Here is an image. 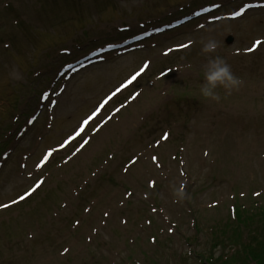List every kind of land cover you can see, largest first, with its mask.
<instances>
[{
  "label": "rangeland",
  "instance_id": "rangeland-1",
  "mask_svg": "<svg viewBox=\"0 0 264 264\" xmlns=\"http://www.w3.org/2000/svg\"><path fill=\"white\" fill-rule=\"evenodd\" d=\"M252 1L264 0H0V146L10 152L0 205L43 181L0 210V264H203L198 255L231 221L232 205L264 207V43L248 51L264 42V9L230 20ZM213 5L179 29H158ZM145 30L143 42L56 77L62 64ZM208 39L219 46L205 55ZM214 56L243 81L230 95L217 89L219 102L199 95ZM117 88L81 132L88 144L58 149ZM45 150L53 154L37 168Z\"/></svg>",
  "mask_w": 264,
  "mask_h": 264
},
{
  "label": "trees",
  "instance_id": "trees-1",
  "mask_svg": "<svg viewBox=\"0 0 264 264\" xmlns=\"http://www.w3.org/2000/svg\"><path fill=\"white\" fill-rule=\"evenodd\" d=\"M230 216L231 221L219 227L220 232L214 234L215 243L210 247V251L198 255L201 262L203 261V264H264V207L253 211L234 206ZM243 228L246 230L245 233ZM219 246L222 250L215 255V249Z\"/></svg>",
  "mask_w": 264,
  "mask_h": 264
},
{
  "label": "clouds",
  "instance_id": "clouds-1",
  "mask_svg": "<svg viewBox=\"0 0 264 264\" xmlns=\"http://www.w3.org/2000/svg\"><path fill=\"white\" fill-rule=\"evenodd\" d=\"M201 52L205 55L213 53L219 46V42L215 39L201 41ZM243 81L236 76L230 65L223 57H210L203 71V82L199 86V95L205 100L219 102L221 99L217 89H223L226 95H230L233 91L238 90ZM178 199H183L185 193L175 190Z\"/></svg>",
  "mask_w": 264,
  "mask_h": 264
},
{
  "label": "snow or ice",
  "instance_id": "snow-or-ice-1",
  "mask_svg": "<svg viewBox=\"0 0 264 264\" xmlns=\"http://www.w3.org/2000/svg\"><path fill=\"white\" fill-rule=\"evenodd\" d=\"M249 7H252V5L245 4V5H244L243 7H241L239 10L234 11L233 14H232V18L235 19V18H239V17H241V16L245 13L246 9L249 8ZM205 11H208V9H205ZM262 43H264V42H262V41H260V40H256V41L253 43L252 47L248 49V51H254V50H255L258 46H260ZM188 46H189V45H187V44H181V45H180V48H187ZM177 50H179V49H177ZM169 51H171V49H170ZM167 54H168V53H165V55H167ZM148 66H149V64H148V63H145V64L141 67V69H140L138 72H136L135 75H133V76L127 81L126 84L121 85V88H122V87H126L127 84H131L132 81H134L139 75H141V73H142L143 71H145V70L147 69ZM121 88H117L116 92H113V93L111 94V96H109L108 99L105 100L104 103H102V104H101V105H100V106H99V107H98V108L92 113L91 116H89L86 120L83 121V124L80 126L79 130L76 132V136H80L81 132L83 131L84 125H87V124L89 123V121H91V120H92V119H93V118L99 113V111L105 106V104L108 102V100H110L113 96H115L116 93L119 92V91L121 90ZM29 122H31V121H29ZM162 138L166 140V139L168 138L167 133H165L164 136H163ZM72 139H74V137H69L68 140L64 141L63 144H61V147H64V146H65L66 144H68L69 141L72 140ZM87 144H88V140H84L83 143L80 144L79 148H78L76 151L79 152V151H80L81 149H83ZM52 154H53V152H52L51 150L48 151V152H46V153L43 155L42 159L39 161V163H37L36 167H37V168H41L42 166H44L45 163L48 161L49 157L52 156ZM74 155H75V153H74ZM152 159H153V161H155L157 158H156V157H153ZM134 162H135V161H133V163H134ZM42 183H43L42 180H41V181H38V182H37L32 188H30L27 192H25L24 195H21V196L19 197V201H23L26 197H28V196H30L32 193H34V192H35V191L41 186ZM150 186H151V185H150ZM19 201H13V203H18ZM7 207H9V205H7V204L0 205V208H7ZM105 215L107 216L108 213H105ZM65 251H67V250H65Z\"/></svg>",
  "mask_w": 264,
  "mask_h": 264
},
{
  "label": "water",
  "instance_id": "water-1",
  "mask_svg": "<svg viewBox=\"0 0 264 264\" xmlns=\"http://www.w3.org/2000/svg\"><path fill=\"white\" fill-rule=\"evenodd\" d=\"M228 41L230 40V38L227 39Z\"/></svg>",
  "mask_w": 264,
  "mask_h": 264
}]
</instances>
